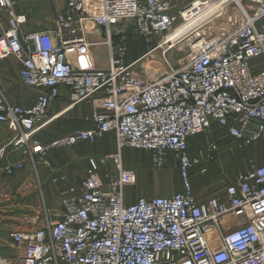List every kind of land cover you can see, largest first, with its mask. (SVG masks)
<instances>
[{"label":"built area","instance_id":"1","mask_svg":"<svg viewBox=\"0 0 264 264\" xmlns=\"http://www.w3.org/2000/svg\"><path fill=\"white\" fill-rule=\"evenodd\" d=\"M89 1L99 5L98 16L86 12ZM64 2L54 31L22 34L26 16L15 13L13 0H0V15L8 20L0 60L17 61L22 86L37 92L30 108L0 94V123L16 132L12 145L34 168L52 150L109 133L116 152L88 159L80 193L63 200L61 220L10 235L23 251L21 264H264V0H190L182 7L172 0ZM221 17L232 29L194 43L191 61L160 78L142 79L127 62V31L147 43L160 38L158 48L172 47L169 37L184 26ZM179 20L183 25L176 28ZM97 22L108 47L105 69L95 65L87 42L88 26ZM61 89L72 105L92 103V126L44 143L36 135ZM214 127L241 146H258L260 163L227 183L223 197L200 201L193 173L206 168L190 156L188 143ZM126 149L150 152L156 170L174 154L180 189L126 203L125 189L136 181L121 164ZM208 150L214 155L219 149L210 143ZM109 161L114 175L101 173ZM0 264L12 262L0 257Z\"/></svg>","mask_w":264,"mask_h":264},{"label":"crops","instance_id":"2","mask_svg":"<svg viewBox=\"0 0 264 264\" xmlns=\"http://www.w3.org/2000/svg\"><path fill=\"white\" fill-rule=\"evenodd\" d=\"M13 2L15 13L27 18L22 34L54 31L55 21L65 11L64 0ZM86 12L88 15L98 16L100 7L96 2L89 1ZM94 25L96 24L89 26L88 31L89 41L93 45L98 44L96 42L101 37ZM7 26L6 14H1L0 35ZM90 32L97 41L90 39ZM90 52L98 68H107L108 65L101 67L91 50ZM0 94L8 103L21 108H30L35 102L37 92L22 86L19 80V64L13 58L0 60ZM94 112L90 101L72 105L69 91L61 89L59 97L51 103L47 111L49 121L36 136L46 143L74 131L88 129L92 126ZM15 136L16 132L0 123V257L10 259L12 264H21L23 251L14 244L10 235L14 232L36 231L61 220L64 213L63 200L80 193L87 175L88 159L114 154L116 140L115 135L109 133L96 142H82L70 148L52 150L46 156V163L34 168L23 156L21 149L12 145ZM258 151L260 157L259 147ZM18 164L23 165L21 170L15 169L11 173L5 171L6 166L14 167ZM106 172L115 174L112 161L101 168L102 174ZM222 195L223 193L212 197H223ZM195 196L200 201L211 198L196 193Z\"/></svg>","mask_w":264,"mask_h":264},{"label":"rangeland","instance_id":"3","mask_svg":"<svg viewBox=\"0 0 264 264\" xmlns=\"http://www.w3.org/2000/svg\"><path fill=\"white\" fill-rule=\"evenodd\" d=\"M189 1L172 0V3L175 6L182 7ZM241 3L244 5L245 0H241ZM176 9H179V7H176ZM212 20L214 21L204 26L194 27L186 32L172 47L163 46L158 48L156 45L160 38L147 43L127 31L130 39L127 62L133 63L132 70L134 74L145 80H153L160 78L170 69H178L187 65L193 57L192 45L195 42L205 38H214L232 29L231 24L228 23L225 17ZM37 21L41 22V20ZM182 25L183 22L179 20L175 27L181 28ZM94 26L101 37L98 40L90 32L92 34L90 39L98 40L96 42L98 44L93 45L89 41L88 30L87 42L91 45L90 50L96 62L105 68L108 65L109 57L108 47L104 44L105 30L98 22ZM210 143H215L218 147L217 154L213 155L208 150ZM188 152L192 158L200 159L202 166L206 168L203 174L199 175L197 170L193 173L195 193L204 197L218 196L223 193L224 186L234 180L238 173L247 172L260 163L257 146H241L221 133L216 127L190 139ZM210 155L214 156L213 161H208ZM121 164L124 169L133 171L136 176L135 183L125 189L126 203H129L130 200L134 202L139 197L161 196L160 194L170 196L179 190L178 162L174 154L168 155L163 169L156 170L152 167L150 152L126 149L121 153ZM107 174L114 175L113 172H106L104 175ZM216 235V233H212L208 237L214 240Z\"/></svg>","mask_w":264,"mask_h":264},{"label":"bare ground","instance_id":"4","mask_svg":"<svg viewBox=\"0 0 264 264\" xmlns=\"http://www.w3.org/2000/svg\"><path fill=\"white\" fill-rule=\"evenodd\" d=\"M237 2H239V0H237ZM212 21H214V20H204L203 23H201V26L202 25L204 26L207 23H210ZM195 25H196V23H191V24L184 26L183 28L178 30L174 36L169 37L168 41H171L174 44L176 41H178L179 38H181L186 32L190 31Z\"/></svg>","mask_w":264,"mask_h":264}]
</instances>
